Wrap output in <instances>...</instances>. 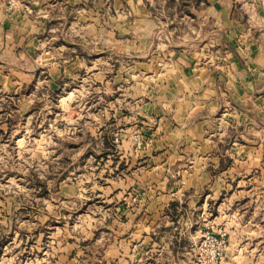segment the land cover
Returning a JSON list of instances; mask_svg holds the SVG:
<instances>
[{
    "label": "rangeland",
    "instance_id": "obj_1",
    "mask_svg": "<svg viewBox=\"0 0 264 264\" xmlns=\"http://www.w3.org/2000/svg\"><path fill=\"white\" fill-rule=\"evenodd\" d=\"M184 2L89 0L68 24L44 18L43 47L25 53L11 13L25 2L0 1V264H264V161L197 204L149 191L141 156L167 115L149 114V62L211 24ZM51 55L84 61L50 75Z\"/></svg>",
    "mask_w": 264,
    "mask_h": 264
},
{
    "label": "crops",
    "instance_id": "obj_2",
    "mask_svg": "<svg viewBox=\"0 0 264 264\" xmlns=\"http://www.w3.org/2000/svg\"><path fill=\"white\" fill-rule=\"evenodd\" d=\"M17 1L25 3L11 13L24 21L16 41L26 53L43 47L39 36L44 18L66 17L68 24V10L79 4L87 8L89 0ZM189 1L194 2L188 9L191 18L211 24L196 27L199 32L192 41L167 48L172 56L166 51L165 57L149 62V114L167 115L161 116L149 137V153L141 157L149 161V191L162 194L157 201L184 199L197 204L227 185L223 177L233 176L239 165L264 161V0ZM0 16L4 34L11 19L3 6ZM92 25L99 34V20ZM202 34L209 35L198 39ZM41 59L52 65L49 74L54 71L57 76L62 65L73 70L84 61L79 55ZM0 65L3 95L2 81H8L11 63L0 58ZM258 168L262 169L260 164Z\"/></svg>",
    "mask_w": 264,
    "mask_h": 264
},
{
    "label": "trees",
    "instance_id": "obj_3",
    "mask_svg": "<svg viewBox=\"0 0 264 264\" xmlns=\"http://www.w3.org/2000/svg\"><path fill=\"white\" fill-rule=\"evenodd\" d=\"M191 1L187 0L184 2V5H189Z\"/></svg>",
    "mask_w": 264,
    "mask_h": 264
}]
</instances>
